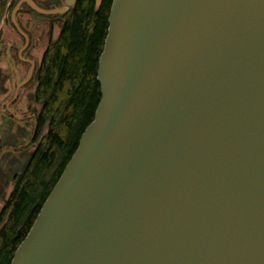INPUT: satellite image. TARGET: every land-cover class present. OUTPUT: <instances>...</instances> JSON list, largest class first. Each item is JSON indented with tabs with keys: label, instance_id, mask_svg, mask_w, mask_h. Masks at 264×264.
<instances>
[{
	"label": "water",
	"instance_id": "1",
	"mask_svg": "<svg viewBox=\"0 0 264 264\" xmlns=\"http://www.w3.org/2000/svg\"><path fill=\"white\" fill-rule=\"evenodd\" d=\"M99 72L12 264H264V0H114Z\"/></svg>",
	"mask_w": 264,
	"mask_h": 264
},
{
	"label": "trees",
	"instance_id": "2",
	"mask_svg": "<svg viewBox=\"0 0 264 264\" xmlns=\"http://www.w3.org/2000/svg\"><path fill=\"white\" fill-rule=\"evenodd\" d=\"M9 3L0 0V23ZM113 5L114 0H78L58 42L45 56L41 90L46 102L44 116L50 122L48 145L43 151L45 166H50L60 150L64 152L66 143L69 151L49 180L41 163L15 193L9 219L5 217L7 211L0 214V264H12L19 245L104 103L99 70Z\"/></svg>",
	"mask_w": 264,
	"mask_h": 264
},
{
	"label": "flooded vegetation",
	"instance_id": "3",
	"mask_svg": "<svg viewBox=\"0 0 264 264\" xmlns=\"http://www.w3.org/2000/svg\"><path fill=\"white\" fill-rule=\"evenodd\" d=\"M78 0H10L0 23V214L9 219L15 193L31 178L48 145L50 122L41 90L45 56L64 31ZM55 156L49 180L63 162Z\"/></svg>",
	"mask_w": 264,
	"mask_h": 264
},
{
	"label": "rangeland",
	"instance_id": "4",
	"mask_svg": "<svg viewBox=\"0 0 264 264\" xmlns=\"http://www.w3.org/2000/svg\"><path fill=\"white\" fill-rule=\"evenodd\" d=\"M101 0H97V2L99 3ZM2 206H3V203H2V201L0 200V211H1V209H2Z\"/></svg>",
	"mask_w": 264,
	"mask_h": 264
}]
</instances>
